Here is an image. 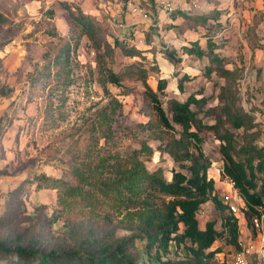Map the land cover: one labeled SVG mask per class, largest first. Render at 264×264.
<instances>
[{
  "label": "rangeland",
  "instance_id": "obj_1",
  "mask_svg": "<svg viewBox=\"0 0 264 264\" xmlns=\"http://www.w3.org/2000/svg\"><path fill=\"white\" fill-rule=\"evenodd\" d=\"M62 1L84 3L91 8L98 4L97 0H47L43 3L0 0V11L7 17L6 23L0 25V241H10L20 235L21 243L27 245L35 241L36 247L45 251L54 247L77 249L88 237H99L103 245L110 244L116 238L129 239L132 233L119 224L121 219H125L126 210L121 208L120 214H116L110 202H102L95 214L100 218L103 213H114L112 225L97 227L89 221L67 225L65 217L59 213L57 190L38 189L34 177L45 175L61 179L66 175L70 178L74 158L82 161L89 156L103 157V154L115 151H136L139 161L149 171L162 168L167 178L173 169L180 171L173 159L160 151L169 136L164 134V140H160L161 131L149 127L151 113L144 85L137 81H124L122 86L104 84L96 64V54L86 37L83 36L77 44L70 41L66 60L51 67L50 75L35 83V77L45 71L47 52L51 57L54 55L52 50L58 46V37L53 38L49 34L53 24L60 36L68 34L67 12ZM189 5L185 3L184 7L192 9ZM196 5V12L200 13L202 7L220 9L224 13L220 26L211 23L213 27L208 32V28L194 26L185 15L180 26L167 22L156 27L148 25L146 31L140 27L130 31V26H126L124 31L117 32L124 34L126 42L119 41L125 48L135 47L143 54L132 58L116 48L114 60L107 64L105 71L112 69L118 72L140 62L148 72L147 83L153 90H157L159 80L167 79L165 94L161 96L166 110L170 99L183 101L187 95L196 93L209 98V107L218 106L217 96L224 79L215 73L208 75L205 72L206 58L195 59L183 53L184 46L180 48L185 37H199V45L207 51L206 36H209L219 46L216 52L225 59L226 67L235 71L239 105L254 117L256 127L252 132L257 133L254 143L264 147V0H196ZM152 23L155 24L154 21ZM108 36L112 45L118 39L110 25ZM169 51H174L181 61L171 62L167 58ZM173 67L176 72L171 75ZM186 69L194 77L184 83L185 91L181 93L177 84ZM112 100L118 101L114 112H110ZM203 121L208 125L215 122L208 113ZM176 129L180 132L179 127ZM201 137L204 154L221 175L216 180L228 190H215L223 201L225 195H233L234 191L230 187L231 180L220 173L225 164L221 142L212 132H203ZM238 141L241 142L240 138ZM143 146L149 151L142 150ZM235 157L239 159L236 154ZM109 175L106 172L103 176ZM132 210V205H129L127 211ZM228 215L227 210L222 213L210 201L202 205L198 218L201 225L216 219L217 229L221 230L222 219ZM250 223L248 218L240 216L239 231H244L247 236L254 235ZM213 248L220 250L214 262L234 264L235 249L225 238L216 242ZM127 253L137 264L155 263L146 252L145 242L135 241L133 245L131 242L127 245ZM151 253L154 255L155 249ZM188 256L184 248L176 253L172 247L164 259ZM15 262V256L0 257V264ZM248 264H256L255 256L249 257Z\"/></svg>",
  "mask_w": 264,
  "mask_h": 264
},
{
  "label": "trees",
  "instance_id": "obj_2",
  "mask_svg": "<svg viewBox=\"0 0 264 264\" xmlns=\"http://www.w3.org/2000/svg\"><path fill=\"white\" fill-rule=\"evenodd\" d=\"M31 1L43 3L47 0ZM62 7L67 12L65 20L68 34L60 36L53 24L49 34L53 38L58 37V46L52 50L54 55L51 57L47 52L45 71L35 77V83H40L43 77L50 75L51 67L66 60L70 41L77 44L83 36L86 37L96 54V64L101 70L104 84L122 86L124 81H137L144 85L151 113L149 127L161 131L160 140H164V134L169 136L164 149L160 151L169 155L180 171L173 169L170 178H167L162 168L149 171L139 161L136 151H115L105 153L103 157L89 156L82 161L74 158L70 178L66 175L61 179L45 175L34 177L38 189L57 190L59 213L65 217L67 225L85 221L95 223L97 227L102 224L112 225L114 213H103L100 218L95 214L102 202H110L116 214H120L121 208L126 210L125 219H121L119 224L132 234L129 239L116 238L104 245L99 237H88L81 242L80 248L64 250L54 247L48 251L36 247L38 244L35 241L25 245L21 243V236L16 235L10 241H0V257L15 256L17 262L13 264H137L127 253V245L140 241L145 242L147 254L155 261L153 264H219L213 261L220 252L213 248L215 243L225 238L236 250L241 237L238 218L228 211L227 205L218 197L215 182L209 177L212 162L200 145L203 132H212L221 142L220 149L225 158L224 174L245 199L248 206L245 217L251 222L260 207L264 210V147L254 143L257 137V133L252 132L256 127L254 117L239 105L235 71L226 67L225 59L216 52L219 46L211 37L207 36V51L201 48L199 41L192 42L190 47L183 48V53L198 60L206 58L208 65L205 72L208 75L215 73L218 78L224 79L225 83L220 86L217 96L219 105L209 107V98L197 93L189 95L184 101L170 99L166 110L161 96L165 94L167 80H159L157 90H153L147 83L148 72L140 62L132 63L118 72L112 69L105 71L107 64L114 60L116 48L132 58L140 57L143 53L135 47L125 48L118 39L112 45L108 41L109 24L103 13L100 16L85 13L78 5L66 1H62ZM179 12L184 11L178 10L172 15H181ZM185 13L194 26L208 28V32L213 27L211 23L220 26L224 14L215 9L201 15ZM6 21V14L0 11V25ZM167 58L174 63L181 61L174 51H169ZM190 80L189 75H183L178 81L181 93L184 92V83ZM111 102L110 112H114L118 101ZM207 113L214 117V124L204 123ZM201 114L204 116L200 117ZM176 127L180 128V132ZM232 130L242 132L235 133ZM142 150L149 151L146 146ZM235 154L239 156L238 160ZM106 172L110 173L108 177L103 176ZM210 201L222 213L225 210L229 213L222 219L221 230L217 229L216 219L207 220L204 227L201 226L199 212L202 205ZM129 205H132V211H127ZM80 216H83L82 219H77ZM95 218L98 220L95 221ZM172 247L176 253L184 248L189 256L164 259V256L171 253ZM153 249L154 255L151 253Z\"/></svg>",
  "mask_w": 264,
  "mask_h": 264
},
{
  "label": "crops",
  "instance_id": "obj_3",
  "mask_svg": "<svg viewBox=\"0 0 264 264\" xmlns=\"http://www.w3.org/2000/svg\"><path fill=\"white\" fill-rule=\"evenodd\" d=\"M66 2L69 4L74 3V4L78 5L85 13H89V14H92L95 16H100L101 13H103L104 16L107 18L108 24L115 31V36L120 41H124V37H123L124 34L119 35L117 32L124 31L126 26H130V29H129L130 31H133L135 28L137 29L138 27H140L141 29H144V31H146V27L148 25L156 27V26H159L161 24H166L167 22H169L172 25L180 26L184 20V15L186 14L185 13L186 11H184V12H179L181 15H176V16L167 15L165 12H163L161 9H159L157 7L155 0H109V1L108 0L107 1L100 0V1H97L98 4L95 5L93 8H91L88 5H85L84 3H76L74 1H72V2L66 1ZM144 2H146V3H144ZM153 3H154V5H153ZM186 3H190V2H186ZM134 6L139 7L143 12L142 13L132 12V9ZM189 6H191V5H189ZM100 7H102L103 9L100 10ZM111 9H112V11L110 13ZM197 9L192 7V9H191L192 11L189 14L195 15V13H196V15H201V14H206V13L214 10V9L211 10L209 8L207 9L205 7H202L203 11H201V13H200V12H196ZM218 10H220V9H218ZM133 13L139 14V15L145 14V16H144V18H142L141 16L135 17L132 15ZM147 16H149V19H147ZM133 17H134V19H133ZM152 21H154L155 24L152 23ZM120 24L122 25V27H119ZM142 24H144V25H142ZM134 25H138V26L134 27ZM177 29L179 30V29H181V27H177ZM150 31H153V30H150ZM154 31H155V29H154ZM147 33L148 32H146L145 34H147ZM195 33L197 34L198 32H195ZM206 39H208L207 36H206ZM198 40H199V37H196L195 39L185 37L181 41L180 48L182 46L190 47L191 44L189 42L192 43V42H195ZM175 46H173V48H176ZM174 67L172 69L171 75L172 74L174 75L176 72ZM183 75H189L190 76V73L186 69L183 71ZM190 77L193 78L194 76L192 75ZM177 86H178V84H177ZM184 91H185V87H184ZM189 95H191V94H189ZM189 95H187V96H189ZM197 97H201V96H197ZM186 99H187V97L185 98V100ZM217 176L220 177L221 175L219 173L217 174L216 169L214 167V164L212 163V167L209 170V177L212 178L215 182V190L220 191V189H221V192H226V191L228 192L226 187L224 185H222L220 181L218 182L216 180ZM204 224L201 226L204 227ZM239 232H240V237L243 238L244 236L245 237L247 236L246 233L244 234V231H239Z\"/></svg>",
  "mask_w": 264,
  "mask_h": 264
},
{
  "label": "built area",
  "instance_id": "obj_4",
  "mask_svg": "<svg viewBox=\"0 0 264 264\" xmlns=\"http://www.w3.org/2000/svg\"><path fill=\"white\" fill-rule=\"evenodd\" d=\"M155 2L157 7L167 15H172L177 10L190 13L192 10L184 7L186 2H190L193 8L197 7L196 0H155ZM132 12L142 13L143 11L134 6ZM119 27H122V25L120 24ZM124 41L126 42L125 39ZM220 173L224 174V170ZM230 186L234 193L233 195H225L223 202L227 205L228 211L238 219L240 216L245 217L248 211L245 199L235 190L232 181H230ZM261 208L258 209V214L254 215L251 220V229L254 235L249 234L244 238L241 237L237 243L233 256L234 264H248L250 256H255L256 264H264V211Z\"/></svg>",
  "mask_w": 264,
  "mask_h": 264
}]
</instances>
